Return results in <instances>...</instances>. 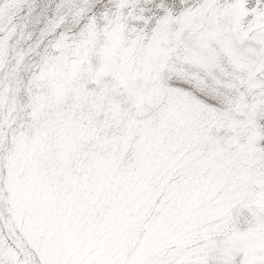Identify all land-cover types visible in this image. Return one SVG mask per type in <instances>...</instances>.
<instances>
[{"label":"snow or ice","instance_id":"snow-or-ice-1","mask_svg":"<svg viewBox=\"0 0 264 264\" xmlns=\"http://www.w3.org/2000/svg\"><path fill=\"white\" fill-rule=\"evenodd\" d=\"M0 264H264V0H0Z\"/></svg>","mask_w":264,"mask_h":264}]
</instances>
